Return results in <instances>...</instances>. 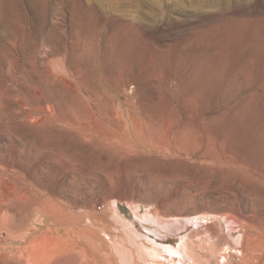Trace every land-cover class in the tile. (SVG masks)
<instances>
[{"label": "rangeland", "instance_id": "374dc122", "mask_svg": "<svg viewBox=\"0 0 264 264\" xmlns=\"http://www.w3.org/2000/svg\"><path fill=\"white\" fill-rule=\"evenodd\" d=\"M251 223L264 0H0V264H264Z\"/></svg>", "mask_w": 264, "mask_h": 264}, {"label": "bare ground", "instance_id": "6f19581e", "mask_svg": "<svg viewBox=\"0 0 264 264\" xmlns=\"http://www.w3.org/2000/svg\"><path fill=\"white\" fill-rule=\"evenodd\" d=\"M253 130V129H252ZM254 133V132H253ZM252 141V140H251ZM179 221V220H178ZM161 223V222H160ZM181 225V224H180ZM183 225V224H182ZM163 228L167 229L169 231V233H173L174 232L176 233V231L178 230V227L176 224L174 223H163ZM246 228H245V231H246V239L244 240V245H245V248L243 249V255L245 257H252V255L255 257V258H258V259H264V230L258 226H255L254 224L251 223V226L247 228L246 225H244ZM182 228V227H181ZM251 231L250 235H249V232ZM166 232V231H165ZM162 234V233H161ZM172 234H170L171 236ZM248 239H250L248 241ZM154 241H152V245H153V248L157 251V252H165V253H168V252H172L173 251V254L175 255L176 253L180 254L181 255V258L179 257V255H177V257H179L181 260H184V259H188V253L190 252L189 251V243L186 241L185 242V239L184 238H180L179 242L178 243H175V244H169V245H166L164 244L163 242H156L155 240L156 239H153ZM170 240V239H169ZM168 243V242H167ZM219 243V241H218ZM217 242H214L213 243V246H216V247H220L219 244ZM140 244V243H139ZM144 244V243H142ZM190 244L191 243V239H190ZM81 243L80 242H76L74 241L73 239H70L67 243H65L64 245L62 246H59V245H56V246H51L50 247V250L49 252H47V256H46V259L44 260V262L46 263L47 261L51 260L54 256L58 255V254H62V253H65L67 256L69 254L68 257H71L72 255H75V254H79V257L80 259H83V255L84 253L86 254H89L87 253L88 250L87 249H83V252H82V249H81ZM87 247V246H86ZM142 247V246H141ZM222 247V245H221ZM48 248V247H47ZM84 248V247H83ZM91 248V247H90ZM147 249V246L145 247ZM144 248V249H145ZM152 248V249H153ZM92 249V248H91ZM143 249V248H142ZM151 249V248H149ZM224 249V248H223ZM215 250V249H214ZM221 251V249H218V251ZM152 251V250H151ZM217 251V250H216ZM219 251V252H220ZM80 252V253H79ZM92 252H95V251H92ZM147 252V251H146ZM83 253V254H82ZM155 253V252H154ZM198 253V252H197ZM217 253V252H216ZM257 254H260V255H256ZM152 253H150L151 255ZM172 254V255H173ZM156 255V254H155ZM200 255V254H199ZM216 255V254H215ZM148 257V256H147ZM78 258V257H77ZM94 258V257H93ZM204 257H202L203 259ZM209 258H213V257H209ZM55 259V258H54ZM85 259V258H84ZM190 261H192V264H218V262H214L212 261L211 259H208L206 258L207 262H204V261H200L198 262V259H195V257L193 256V254H191V257L189 258ZM214 260L216 259L213 258ZM218 259V258H217ZM249 259V258H248ZM84 261V260H83ZM154 261V260H153ZM194 261V262H193ZM218 261V260H216ZM223 261V260H222ZM42 262V263H44ZM82 262V260H81ZM81 262L79 261V264H81ZM147 262V261H146ZM160 262V261H159ZM74 264H78L76 262V258L74 260ZM134 264V263H133Z\"/></svg>", "mask_w": 264, "mask_h": 264}]
</instances>
